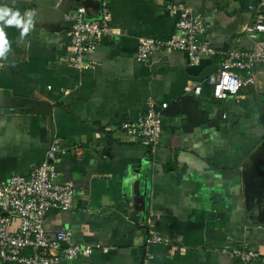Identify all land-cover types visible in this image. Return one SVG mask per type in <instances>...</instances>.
Segmentation results:
<instances>
[{
  "label": "crops",
  "instance_id": "crops-1",
  "mask_svg": "<svg viewBox=\"0 0 264 264\" xmlns=\"http://www.w3.org/2000/svg\"><path fill=\"white\" fill-rule=\"evenodd\" d=\"M260 1L0 0V9L10 10L0 20L7 42L0 56V182L29 175L54 142L80 149L54 161L73 184L75 204L51 209L47 228L69 229L75 244L93 251L58 264H238L225 250L243 243L264 255V62L253 68L255 84L217 101L206 80L219 55L199 64L180 51L138 57L142 39L179 35L186 16L205 22L216 49L251 50L243 28L249 5ZM77 5L94 19L106 6L114 31L80 68L65 20ZM16 12L21 24H8ZM189 81L202 83L199 95L186 90ZM7 97L48 106L32 111ZM152 102L168 104L157 145L117 130ZM150 231L167 242L145 245Z\"/></svg>",
  "mask_w": 264,
  "mask_h": 264
},
{
  "label": "built area",
  "instance_id": "built-area-1",
  "mask_svg": "<svg viewBox=\"0 0 264 264\" xmlns=\"http://www.w3.org/2000/svg\"><path fill=\"white\" fill-rule=\"evenodd\" d=\"M264 0L250 4V21L243 33L253 42L251 50L216 49L206 36L205 22L197 17L186 16L178 21L180 34L170 39L148 37L141 40L138 57L147 60L156 50L184 52L192 64L216 55L221 57L220 66L206 82L212 86L213 96L224 100L237 96L246 84H255L253 68L264 62ZM73 46L74 63L83 67L84 55L93 51L100 39L112 36V20L106 6L101 7V16L91 18L85 5H77L65 14ZM202 83L189 81L186 90L195 94L202 91ZM168 107L162 103L156 108L150 103L148 110L135 118L126 119L117 127L132 141L146 146L157 145L163 133L162 111ZM226 115H224L225 117ZM54 142L47 150L45 159L29 175L14 174L8 181L0 182V259L13 264H58L75 258L79 254L90 255L92 246H80L72 241L69 229L50 233L47 216L51 209L69 210L75 204L73 184L61 179L54 165L59 156L80 153L79 148L68 150ZM145 245L167 242L166 238L154 231L147 232ZM107 252L110 247L100 246ZM238 264L264 262V255L243 243L225 250ZM147 262V261H146ZM144 262V264L146 263Z\"/></svg>",
  "mask_w": 264,
  "mask_h": 264
},
{
  "label": "clouds",
  "instance_id": "clouds-1",
  "mask_svg": "<svg viewBox=\"0 0 264 264\" xmlns=\"http://www.w3.org/2000/svg\"><path fill=\"white\" fill-rule=\"evenodd\" d=\"M10 15V10L7 8L0 9V20H4L6 16ZM19 13H11V18L7 20L8 24L16 23L17 25L21 24V21L17 19ZM24 31H27V26L24 27ZM6 41L3 39V31L0 29V56H3L6 49Z\"/></svg>",
  "mask_w": 264,
  "mask_h": 264
},
{
  "label": "water",
  "instance_id": "water-1",
  "mask_svg": "<svg viewBox=\"0 0 264 264\" xmlns=\"http://www.w3.org/2000/svg\"><path fill=\"white\" fill-rule=\"evenodd\" d=\"M7 101L10 103V104H13V105H17V106H25L27 103H30L32 104V111H35L36 109H38L39 107H36L37 105H47L48 104L46 102H43V101H39L37 99H22V98H17V97H14V98H8L7 97ZM217 101H219V99H217ZM51 108H49L48 110L50 111ZM140 176H142V172L139 173ZM140 181V180H139Z\"/></svg>",
  "mask_w": 264,
  "mask_h": 264
}]
</instances>
